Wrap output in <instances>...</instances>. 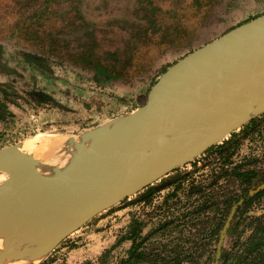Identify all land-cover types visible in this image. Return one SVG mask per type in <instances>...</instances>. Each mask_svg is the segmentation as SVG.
<instances>
[{
	"label": "rangeland",
	"instance_id": "obj_1",
	"mask_svg": "<svg viewBox=\"0 0 264 264\" xmlns=\"http://www.w3.org/2000/svg\"><path fill=\"white\" fill-rule=\"evenodd\" d=\"M151 1L159 20L155 33L169 42L142 44L134 55V62L124 71V77L109 84H97L93 80L94 71L83 66V60L74 54L75 49L87 43L89 33L96 30L101 49L125 50L127 45L131 46L128 40L134 26L150 24L147 17L151 18ZM186 1L191 4L186 5ZM82 8V15H76L69 1L47 5L46 0H0V149L22 143L19 148L32 153L36 151L32 146L34 138L46 142L40 147L44 149L58 137L85 132L134 111L146 102L149 91L161 76L183 56L264 14V0H147L144 6L138 0H82ZM35 54L43 59L33 58ZM124 61H127L125 56ZM254 77L255 74L248 75L243 84ZM36 93L48 97L40 99ZM262 115L257 117L255 130H242L246 123L217 143L228 140L233 133L239 135L240 145L233 163L226 167L240 165L264 176ZM220 166L221 161L215 160L212 153L198 155L155 181L156 187L170 183L153 192L147 202L135 194L98 213L69 233L36 264H121L128 256L132 241L113 245L129 232L134 220L143 224V235H150L144 244L147 251H164L176 246L192 256L180 264H214L209 256L215 254L216 236L208 238L207 229H203L205 225L199 224L211 213L201 216L197 224L181 220L180 216L193 209V204H204L206 196L216 195L217 201H213L220 205L228 197L235 199L244 191L245 185L229 175L209 186ZM185 173H188L185 185L199 183L206 191L196 196L182 191L178 197L165 202L176 184L172 180ZM8 177L9 173L0 171V184ZM253 196L243 221L236 228L242 235L227 236L225 250L241 249L251 228L258 224L257 219L259 223L264 219V195ZM129 199L136 200L126 203ZM212 203L215 204L207 202L210 209ZM238 206L229 215L233 212L232 219ZM170 220L176 222L164 226Z\"/></svg>",
	"mask_w": 264,
	"mask_h": 264
},
{
	"label": "water",
	"instance_id": "obj_2",
	"mask_svg": "<svg viewBox=\"0 0 264 264\" xmlns=\"http://www.w3.org/2000/svg\"><path fill=\"white\" fill-rule=\"evenodd\" d=\"M260 58H264V14L183 56L134 111L85 132L63 136L56 145H47L36 154L17 155L21 143L1 148L0 171L9 177L0 184V264L23 255L13 236V218L25 201L30 208L21 213L25 222L21 228L28 240L34 224L58 211L68 198L79 199L67 215L75 225L46 249L45 256L93 216L140 193L263 114L264 74L255 82L236 86L223 83L218 92L210 91L208 85L219 74L247 70ZM170 73L167 88L158 91L161 80ZM251 89L253 100L245 99L244 94ZM212 105L221 113L217 119L209 117ZM158 110L159 123L152 126L149 118ZM111 124H116L112 135L107 133ZM262 188L264 184L257 190ZM84 211L86 216L79 217ZM232 216L233 212L229 220ZM227 228L219 239L214 264H219Z\"/></svg>",
	"mask_w": 264,
	"mask_h": 264
},
{
	"label": "trees",
	"instance_id": "obj_3",
	"mask_svg": "<svg viewBox=\"0 0 264 264\" xmlns=\"http://www.w3.org/2000/svg\"><path fill=\"white\" fill-rule=\"evenodd\" d=\"M55 3H61L63 1H69L70 7L72 10L76 13V15H82L83 8H82V0H46L47 5H51L52 2ZM147 0H138L139 3H142L143 6L145 5V2ZM150 4L153 6L152 1ZM190 1H186V5H190ZM158 20V17L156 16V7L153 6L151 18L149 16L147 17V23L148 26L145 27L144 24H138L137 26H134L133 30L130 32L128 43L131 46L127 45V48L123 50L121 47L116 48H103L101 45V42L97 39L96 30H93L89 33L88 38L90 39L87 41V43L78 46L74 54L83 60V66L87 69H90L94 71L93 80L97 84H109L111 81L120 79L125 76L124 71L132 65L135 59V53L139 52V46L144 44L145 46L148 45H160L162 42H169L168 39H165L161 35H157L156 30ZM146 23V25H147ZM156 23V24H155ZM145 27V28H143ZM155 27V28H154ZM89 28V27H87ZM101 47V48H100ZM72 53V52H71ZM73 55V54H72ZM123 56L127 57V61H124L123 63ZM33 58H36L38 60H42L43 57L39 55H33ZM5 95L7 94V91H2ZM42 97L46 98L48 97L47 94L42 93ZM264 116V115H262ZM0 117H2V114L0 113ZM257 117L250 120L242 130L246 131L248 129H253L257 124ZM233 136L229 138L228 140H225L221 144H215L209 149L205 151V154L212 153L214 159L221 161V166L219 167V170L215 171V177L213 181L209 184L213 185L218 182L219 179L225 178L226 176H231L232 178L239 180L242 184L245 185L244 188V195L248 196L249 199L251 191L257 190L258 187L264 184V176L256 173V171L251 169H243L240 165H235L233 167H226L228 163H233L232 158L234 154L236 153V149L240 145V138L238 133H233ZM177 170V168L175 169ZM173 170V171H175ZM188 173L177 175L175 177V180H172V184H175V187L173 191L168 193L166 196V201L178 197L179 193L182 191H186L187 195H200L203 192L206 191V188L203 187L199 183H191L188 185H185V179L187 178ZM257 182V183H256ZM156 186L153 184H150L146 188H144L139 195L142 196V200L147 202L149 200V197L152 196V193L155 192ZM251 194V195H250ZM264 195V188L257 190L254 193L253 198L257 196ZM243 197V195H242ZM216 199V195L206 196L205 202L202 205H196L193 204V209L190 211H187L182 216H180L182 219H187L188 222L196 221L197 224L198 221H200L201 216L198 215V213L202 212L204 209H208L210 207L207 202H214L216 204V207H219L221 205H218L217 202L213 201ZM233 197H228V199L225 200H232ZM176 221H179L176 220ZM176 221L170 220L169 223L165 221L164 226H172ZM208 217L207 220H201V222H205L208 224ZM233 219L229 220L227 219L224 223L216 222V228L214 230L216 235V246L214 248L215 254L214 256H209L210 259H213L215 263L216 256L218 253V243H219V236L222 234L224 227L227 225V233L229 228L233 224ZM185 224L188 223L184 221ZM234 226V225H233ZM232 226V227H233ZM143 224L138 221L134 220L129 232H127L125 235L121 236L117 242L113 245V247H116L120 245L125 240H131L132 245L128 249V256L127 258L123 259L121 261V264H145L146 262L148 264H180L184 261L190 260L192 256L189 255V251L184 249H177L175 248L166 249V250H151L147 251L144 247L145 242L150 238V235H143ZM220 229H222L220 233ZM226 233V237H227ZM225 237V238H226ZM110 250L106 249L104 253L108 252ZM103 253V254H104ZM44 264V263H40ZM219 264H264V219L261 221V223L258 222V224L255 226V229L253 233L250 235V237L247 238V240L243 243L242 248L238 251H230L224 249V244L221 246V255L219 258Z\"/></svg>",
	"mask_w": 264,
	"mask_h": 264
},
{
	"label": "bare ground",
	"instance_id": "obj_4",
	"mask_svg": "<svg viewBox=\"0 0 264 264\" xmlns=\"http://www.w3.org/2000/svg\"><path fill=\"white\" fill-rule=\"evenodd\" d=\"M239 71L232 69L228 70L227 72H225L226 74H224L225 79H221V77H223L224 75L219 74L221 76L218 75L215 78V80L209 82L208 85L210 86V91L218 92V88H220L223 83H228L230 86L241 85L244 83L243 80H245L248 77V75H252V74H255L254 80L252 81L253 82L257 81L264 74V58H260L258 62L252 63L249 66V69L239 70ZM171 75L172 73L168 74L163 80H161V83L158 87V91H164L167 88L171 79ZM252 96H253V92L251 94L248 92L244 94L245 99L248 100H253ZM213 106L214 105H212L209 108V117L212 119H217L221 115V113L215 107L212 109ZM159 120H160L159 110L154 112L149 118V122L152 124V126L158 125ZM114 126H116V124H111L107 129V133L109 132L111 135L114 134ZM60 139L61 137L56 138L55 141L51 140L53 142L50 145H56L60 141ZM46 141H50V140L47 139ZM45 143L46 142H44L42 138H34V141L32 142V146L36 148V151L35 152L33 151L31 154H36L38 150L44 146ZM21 152H23V148H18L17 155ZM78 200L79 199H77V196H75V198L73 197L68 198L67 202H65L58 211L53 212L48 216H44V218L47 217L46 219L39 220L36 224L33 225L31 231L32 236L31 239L28 240L24 239L25 234H22L21 227L24 225L25 222L22 223L21 213L23 210L25 211L28 210L30 208V205L27 204L28 200L25 201L22 205H20L16 215L13 218L14 222L16 223V225L14 226L13 236L15 237L16 240V247L18 248V250H20V252H22L23 255L20 259H17L15 261H9L7 263L36 264L38 261H40L41 258L44 256L46 249L49 246L53 245L55 242H57V240L61 236H63V234L67 232V230H69L75 225L73 221H70L67 218V215L68 213L71 212L72 208H74L75 205L74 203ZM86 214H87L86 211H84L80 213L79 217H84L86 216ZM2 247H3V239L0 237V249Z\"/></svg>",
	"mask_w": 264,
	"mask_h": 264
},
{
	"label": "flooded vegetation",
	"instance_id": "obj_5",
	"mask_svg": "<svg viewBox=\"0 0 264 264\" xmlns=\"http://www.w3.org/2000/svg\"><path fill=\"white\" fill-rule=\"evenodd\" d=\"M41 94L42 93H36V96H38L40 99H45L44 97H42L41 96ZM245 188V187H244ZM242 195H243V197H242ZM261 196H263V195H261ZM236 198L235 199H232V200H230V201H228V200H224V201H222L221 203H220V205L222 206V208L221 209H217L216 208V204H213L212 203V205H211V209H210V207H209V209H204L202 212H200V213H198V215H200V216H204V214L206 213V214H208V213H211V214H209L210 216L208 217V224L207 223H205V222H201V223H199V224H203V225H205L204 226V228L203 229H207V231H208V238H212V237H214V236H216L215 235V232H214V230H215V228H216V222H221V221H223L224 223L226 222V220L228 219V217H229V215H230V213H231V211H232V209H233V207L235 206V205H239L238 206V208L236 209V211H235V215H234V218H233V224H232V226L229 228V230H228V233H227V236H229V235H235V236H239L238 234H241V231H236V228L241 224V222L243 221V219H242V216L244 215V212L246 211V208H247V206L250 204V203H252L253 202V200L252 199H246V195H244V191H242L241 193H240V195H236L235 196ZM258 197V196H257ZM242 198H245L244 200H243V202L241 203V204H239V202H240V200L242 199ZM203 204V203H202ZM224 212V213H223ZM216 214H218L217 216H215ZM224 214H225V216H224ZM224 217H223V216ZM224 219H223V218ZM257 221L259 222V220L257 219ZM254 229H255V226L254 227H252L251 228V233H250V235L253 233V231H254ZM221 231H222V229H220V233H221ZM221 235V234H220ZM242 235V234H241ZM250 235L248 236V237H250ZM204 236V235H203ZM219 238H220V236H219Z\"/></svg>",
	"mask_w": 264,
	"mask_h": 264
}]
</instances>
